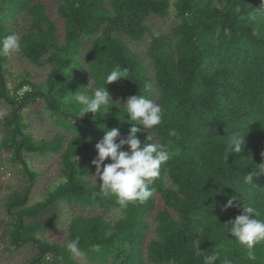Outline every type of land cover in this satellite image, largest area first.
<instances>
[{"label":"trees","instance_id":"obj_1","mask_svg":"<svg viewBox=\"0 0 264 264\" xmlns=\"http://www.w3.org/2000/svg\"><path fill=\"white\" fill-rule=\"evenodd\" d=\"M170 9L176 23L147 42L150 75L123 37L143 41L146 19L164 18ZM55 14L58 20L43 0H0V39L16 33L21 56L48 67L43 85L21 77L9 91L3 74L8 56L0 55V99L12 105L11 114L2 118L0 150L9 151L32 180L35 174L23 152L60 153L62 164L61 179L42 200L28 203L29 186L6 197L13 215L5 230L10 243L27 241L39 249L27 264H45L41 259L48 254L52 264H203V257L213 253L220 256L215 264L225 256L233 264H264V241L255 246L251 261L223 224L240 214L244 203L264 219V173L244 182L264 164V0H56ZM21 18L25 29L17 28ZM86 38L91 42L85 66L80 56ZM117 66L126 78L105 85L110 108L79 116L83 106L73 95L102 87ZM25 85L30 91L19 94ZM156 94L163 116L147 142L164 144L171 158L150 186L152 196L121 208L114 197L99 192L91 163L95 145L113 128L128 134L133 122L124 119L121 104L129 96L154 101ZM39 99L72 135L34 140L24 131L18 111ZM237 131L245 137L242 152L227 154L226 142ZM147 134L138 133L142 142ZM155 195L162 208L154 214L155 236L146 240ZM229 200L233 206L225 207ZM63 203L103 214L67 215ZM58 223L64 225L65 242L34 237ZM77 236L83 254L73 257L64 245Z\"/></svg>","mask_w":264,"mask_h":264},{"label":"clouds","instance_id":"obj_2","mask_svg":"<svg viewBox=\"0 0 264 264\" xmlns=\"http://www.w3.org/2000/svg\"><path fill=\"white\" fill-rule=\"evenodd\" d=\"M20 51L21 40L16 33L0 39V55L10 56ZM121 77L126 78L125 71L117 66L106 75L102 87L91 89V94L78 91L73 95L75 102L83 106L79 116L88 112L100 114L102 107L110 108L113 100L105 85ZM25 86L30 88L29 85ZM121 105L127 114L124 119L133 122V126L126 136H121L118 128L106 131L95 145L97 155L91 163L95 166L93 176L99 182V192L105 197H114L121 208H126L130 203L142 204L152 196L150 186L160 175L161 165L171 158V152L164 144L147 142L152 140L149 130L155 129L162 121L163 111L158 103L143 95H131ZM141 132L148 133L143 142L138 136ZM244 144L245 137L238 131L233 132L226 142L225 152L240 154ZM106 160L110 162L105 163ZM260 165L259 172L253 170L246 174V184L253 183V176L264 173V164ZM231 206L233 203L229 200L225 207ZM260 215L255 207L244 203L240 214L223 223L227 233L247 249V257L251 261L256 260L255 246L264 241V219H260ZM64 247L73 257L83 254L78 236L69 239ZM219 258V253L206 255L203 264H215ZM222 264L233 262L225 256Z\"/></svg>","mask_w":264,"mask_h":264},{"label":"rangeland","instance_id":"obj_3","mask_svg":"<svg viewBox=\"0 0 264 264\" xmlns=\"http://www.w3.org/2000/svg\"><path fill=\"white\" fill-rule=\"evenodd\" d=\"M174 1V0H171ZM47 9L50 11L52 18L58 20L55 14L56 0H43ZM171 10V9H170ZM170 14L164 18L157 16H150L146 19L147 31L145 39L141 42H135L123 37L124 41L139 55L143 60L148 74L152 75V69L149 64V60L145 56V50L147 42L151 35L168 33L171 26L176 23L172 15ZM26 22L24 18L19 19L17 28L25 29ZM23 29L17 30L21 31ZM84 48L81 53L80 59L86 66L84 54L88 48L91 39L86 38L83 40ZM48 73L47 66H37L29 62L26 58L21 56L20 53H13L8 56L5 63L3 74L4 80L9 91L12 90L15 83L19 78L43 85ZM156 92V90H155ZM157 94L154 101H156ZM12 111V105L5 100L0 99V138L5 135V131L2 125V118L10 115ZM21 118V122L24 125V131L31 134L34 140L40 138L51 139L55 135L63 134L65 139L72 135L71 132H66L62 127L54 122V118L49 115L43 101L41 99L36 102H30L18 111ZM9 151L6 149L0 150V264H27L33 257L39 253V249L30 242L18 243V245H12L9 241V237L5 230L7 225L12 223L13 215L9 213L6 208V197L13 191L24 190V187L29 186L28 189V203H34L44 198L45 193L48 190L53 189L55 184L61 179L62 174L60 172L61 156L60 153H25L22 156L27 164V169L35 174L34 179L30 178V175L24 170L23 165L14 158L11 159ZM62 208L67 215H80V214H93L101 213L98 209L89 207H80L78 205L63 203ZM162 208V201L158 195H155L154 210L147 217L149 227L147 230V239L154 237V214L157 210ZM45 215L40 216L37 219L43 218ZM26 220V218H24ZM35 238L42 240H53L59 243H63L67 239V234L64 230V225L58 223L54 227L47 228L43 231L37 230L34 233ZM51 255H45L41 260H45V264H52L54 261ZM82 262H86L84 258H79ZM56 262V261H55ZM56 264H63L57 260ZM100 264V263H94ZM106 264H110L107 262Z\"/></svg>","mask_w":264,"mask_h":264},{"label":"built area","instance_id":"obj_4","mask_svg":"<svg viewBox=\"0 0 264 264\" xmlns=\"http://www.w3.org/2000/svg\"><path fill=\"white\" fill-rule=\"evenodd\" d=\"M25 91H30V88L27 86H24L22 89L19 90V94L24 93Z\"/></svg>","mask_w":264,"mask_h":264}]
</instances>
